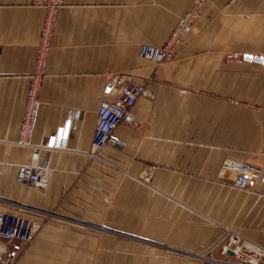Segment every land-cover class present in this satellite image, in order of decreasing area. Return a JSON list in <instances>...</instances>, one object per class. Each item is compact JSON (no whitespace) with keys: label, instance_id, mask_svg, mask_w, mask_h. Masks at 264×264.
Returning <instances> with one entry per match:
<instances>
[{"label":"crops","instance_id":"obj_1","mask_svg":"<svg viewBox=\"0 0 264 264\" xmlns=\"http://www.w3.org/2000/svg\"><path fill=\"white\" fill-rule=\"evenodd\" d=\"M40 1L0 0V211L39 224L34 242L4 245L0 264H205L226 229L249 228L248 191L222 173L226 159L262 169L264 219V0H210L162 65L139 46H165L194 0H66L30 149L16 143L46 21ZM130 83L154 97L117 129L124 148L91 159L101 104ZM35 148L46 190L15 180ZM247 239L264 248V235Z\"/></svg>","mask_w":264,"mask_h":264},{"label":"built area","instance_id":"obj_2","mask_svg":"<svg viewBox=\"0 0 264 264\" xmlns=\"http://www.w3.org/2000/svg\"><path fill=\"white\" fill-rule=\"evenodd\" d=\"M66 0H41L38 4L46 10V21L42 30L40 45L37 50V61L31 85L27 91L24 118L21 123L16 145L22 148H33L32 138L41 109L39 91L48 67V51L51 47L53 27L59 11ZM155 1V0H151ZM210 0H194V6L181 17L179 24L172 32L166 45L156 47L148 44L139 46L138 55L156 65L170 61L175 51L182 45L185 37L191 33L194 22L199 19ZM154 95L143 84L130 83L122 86L112 101L101 104L93 133L89 156L99 159L105 147L124 148L125 144L115 138L117 129L122 125L135 124L132 113L137 101L141 98L152 99ZM39 151L35 148L30 164L17 168L15 180L19 184L28 185L36 190H46L50 185V171L36 165ZM158 167L151 165L145 173L144 180L151 183ZM222 173L232 175L231 183L240 191L256 189L263 177V171L256 165L245 161L226 159L222 163ZM2 171L0 170V180ZM39 234V224L29 217L0 211V263H9L7 244L22 242L30 244ZM219 250L220 254L230 257L232 261L214 260L216 264H264V248L245 239L239 233L226 229L223 237L211 249V253Z\"/></svg>","mask_w":264,"mask_h":264},{"label":"rangeland","instance_id":"obj_3","mask_svg":"<svg viewBox=\"0 0 264 264\" xmlns=\"http://www.w3.org/2000/svg\"><path fill=\"white\" fill-rule=\"evenodd\" d=\"M249 163H252L253 165H256V162L255 161H252V162L249 161ZM145 173L143 175H141V177H139V180L144 185H151V183L148 184V182H146L144 180ZM226 176L227 177H230L231 179L233 178L232 175H230V174H226ZM246 193H247V195H248V197L250 199V208H249V211H250V222H249V228H248V231L239 232V234L242 237H244V238L245 237L250 238V235L251 234L264 235V232L263 231H260L261 229H264V221H263L264 219L263 218L261 219V216H262V212H261L262 211V208L259 205V196H258L257 190H255V191L254 190L248 191ZM247 238H245V239H247ZM252 240L256 242V240H254L253 238H252ZM217 252L220 254L219 250H216L214 253L209 252V254H208L209 256L203 258V260L206 262L205 264H216V263H214V260L232 261L230 257H225V256H222L221 254H220L221 255L220 258L213 257V255L216 254Z\"/></svg>","mask_w":264,"mask_h":264}]
</instances>
